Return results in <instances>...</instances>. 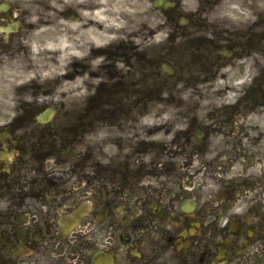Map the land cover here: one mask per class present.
I'll list each match as a JSON object with an SVG mask.
<instances>
[{"label": "flooded vegetation", "instance_id": "af4514ba", "mask_svg": "<svg viewBox=\"0 0 264 264\" xmlns=\"http://www.w3.org/2000/svg\"><path fill=\"white\" fill-rule=\"evenodd\" d=\"M164 2L0 0V264H264V0Z\"/></svg>", "mask_w": 264, "mask_h": 264}]
</instances>
